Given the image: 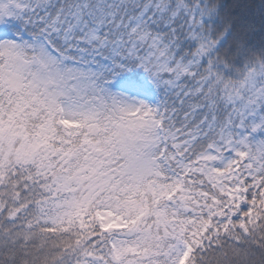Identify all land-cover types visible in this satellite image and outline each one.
<instances>
[{
  "label": "snow or ice",
  "instance_id": "6c2138e0",
  "mask_svg": "<svg viewBox=\"0 0 264 264\" xmlns=\"http://www.w3.org/2000/svg\"><path fill=\"white\" fill-rule=\"evenodd\" d=\"M0 264H264V0H0Z\"/></svg>",
  "mask_w": 264,
  "mask_h": 264
}]
</instances>
